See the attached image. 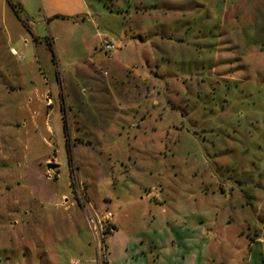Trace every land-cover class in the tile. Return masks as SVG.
I'll use <instances>...</instances> for the list:
<instances>
[{
    "label": "rangeland",
    "instance_id": "obj_1",
    "mask_svg": "<svg viewBox=\"0 0 264 264\" xmlns=\"http://www.w3.org/2000/svg\"><path fill=\"white\" fill-rule=\"evenodd\" d=\"M245 1L241 15L237 0H0V264H175L145 243L189 227L178 217L203 220L204 264H239L264 240V7L254 20ZM117 52L170 72L133 81ZM68 148L94 210L78 205ZM107 214L102 234L87 218ZM122 235L137 244L127 262ZM252 249L264 256L263 242Z\"/></svg>",
    "mask_w": 264,
    "mask_h": 264
},
{
    "label": "crops",
    "instance_id": "obj_2",
    "mask_svg": "<svg viewBox=\"0 0 264 264\" xmlns=\"http://www.w3.org/2000/svg\"><path fill=\"white\" fill-rule=\"evenodd\" d=\"M54 1H59L62 4H67L69 3L71 5L70 0H54ZM246 7V1L245 0H237L236 2V9L241 11V15L244 12H247L245 10ZM264 7V0H257V4H255L253 11H255V15H254V20L257 18V15L259 14L260 11H263ZM46 10V9H45ZM78 11H71L68 10L63 14H67V16H79L76 15ZM258 12V13H257ZM46 16H50L51 18H58L61 17L60 15H57L55 13L49 12V13H45ZM63 16V15H62ZM88 17L87 15L84 17L86 18ZM83 18V19H84ZM256 26L259 24H261V21L257 20L255 21ZM255 25V24H254ZM162 39V38H161ZM33 41H40V40H36V37H33ZM261 41V40H260ZM162 42H164V39H162ZM119 51V50H117ZM14 53V51H12ZM115 59H117L118 61H120L122 63L121 65V70L122 73L126 74L125 77L132 79L133 81L135 79H137L138 81H140L142 79V76L148 73H151V69L150 68H156L157 72L161 71L163 73L164 76H166L167 73L170 72V69H167L166 67L163 68V70L160 69L158 63H156V61L154 63H149L148 61H146V68L145 67V61H143L142 59H132V58H128L126 56L123 55V53L121 52H117ZM123 94L126 93V91L121 92ZM45 107L49 110H46L44 113V125L46 126L47 130L49 131V133H51V128L48 124V120L51 117V113H52V105L53 102H51L50 98H46L45 100ZM60 108H61V112H62V120H64L66 127H67V123H66V112H65V104H64V99L61 96L60 99ZM121 108V107H120ZM84 112V111H83ZM170 113V112H169ZM177 111H172L170 114L174 115V117H172L173 119L175 118V115L177 114ZM87 114V112H86ZM86 114L82 113L81 118H83V120L81 119V123L85 124V126H90L93 125V120L91 121V117L87 116ZM179 119H182V115L177 114L176 115ZM39 117V113L37 112V110L32 111L30 114V121L32 122V124L36 127L37 126V120ZM77 118V117H76ZM88 122V123H87ZM89 122L91 124H89ZM75 123H79L77 120H75ZM155 156V155H154ZM151 156V157H154ZM160 156V155H159ZM158 157V156H157ZM148 159H155V158H148ZM53 160V159H52ZM46 162H49V160H46ZM55 162V161H54ZM54 162H52V164H54ZM51 163V162H50ZM71 176H72V180H73V187L77 188V193H79L78 195V205H83L89 206V209L92 210L93 207L90 205V201L88 198V195L84 192H81L78 190L79 187L82 186V181L79 180L78 178H76V167L75 165H71ZM59 167H57L56 169H54L53 171L56 170V172H58ZM149 168V167H148ZM48 171V170H47ZM53 171H48V172H53ZM153 170L151 168L148 169V173L152 174ZM158 180L163 179V177H160V174L158 173ZM155 187L159 188V190H164L163 185L160 181H156L155 182ZM33 194L34 192L32 190H30V194ZM66 197L65 194H61L60 195V201L58 203H53L54 205H59L62 203L67 202L66 199H64ZM35 200V199H34ZM142 200H139L136 203V205H140L142 202ZM36 203H43L44 201L41 200H35ZM81 203V204H80ZM107 203H110V201H107ZM16 205H18V201L15 202ZM129 205V204H128ZM127 205H122V206H118V210L122 213L123 217L127 216V213L125 212V209H127ZM152 209V208H151ZM94 210V209H93ZM163 212V210H162ZM176 215V214H175ZM178 215V214H177ZM148 217L152 218V220H155V215L154 213L151 212L150 208L147 214ZM92 217H96L98 218L96 213L92 214ZM105 216H102L101 218H104ZM112 218V217H111ZM184 218H186L184 216ZM91 224V222H93L90 218H87ZM175 219V218H174ZM181 218L178 217V220H175L177 222H179V224H181L180 222H183V224H189V227H176L174 230L170 231L169 236H165V234L162 233V235L160 234V231L156 230L153 232H147V233H153L151 236L147 237L146 241V251L148 253H150L151 255L153 254L152 252H155V257L156 260L158 261L159 258L162 257V255H167V256H175L174 262L175 264H204L203 262L200 261L201 258H204L206 254L205 249H204V240H206V238H208V234H207V230H203L200 227H198L197 225L195 226V224H193V222H202L203 220L201 219H195V221H186L187 219H185V221H179ZM108 221V220H107ZM174 221V222H175ZM110 222V228H109V233H110V237H114L115 234H117L119 232V230L116 228V225L114 223V221H111V219L109 220ZM194 225V226H192ZM206 231V233H205ZM122 243L119 246L120 251L122 253V255L125 257L129 256V252L134 251L137 248V244H135L134 240H132L131 237H129L128 235H122ZM138 245L141 246V249L138 248L137 252V256H143L146 257L147 252H145L143 250L142 244L144 243V241L142 239L138 240ZM262 242L264 243V240L260 237H256L254 239H252L250 241L249 244V249L247 251V253H245L243 256H241L240 258V254H238L237 256L238 258V262L239 264H264V256L261 253L260 250L254 251L252 248L255 247L256 244H262ZM136 246V247H135ZM163 255V256H164ZM130 259H132V256H130ZM125 261H128V258H125ZM110 261H108V259H106L105 264H110Z\"/></svg>",
    "mask_w": 264,
    "mask_h": 264
},
{
    "label": "built area",
    "instance_id": "obj_3",
    "mask_svg": "<svg viewBox=\"0 0 264 264\" xmlns=\"http://www.w3.org/2000/svg\"><path fill=\"white\" fill-rule=\"evenodd\" d=\"M102 47H103L104 51H106V52H112V51H115L116 50V45L111 40H108L106 38L102 42ZM108 217H109V214H107L104 218H102L101 220H99L96 223L91 222V225L94 224L96 226V228L98 227V230L102 233L103 230H104V228L105 229L107 228L105 225H106V222L108 220ZM101 239H102V237H101ZM100 244L101 245L99 246V249H100V251H103L102 250V243H101V241H100Z\"/></svg>",
    "mask_w": 264,
    "mask_h": 264
},
{
    "label": "trees",
    "instance_id": "obj_4",
    "mask_svg": "<svg viewBox=\"0 0 264 264\" xmlns=\"http://www.w3.org/2000/svg\"><path fill=\"white\" fill-rule=\"evenodd\" d=\"M14 10H15V13H18L17 12V10L14 8ZM63 129H64V134H65V136L67 137V127H66V124H65V122L63 123ZM68 152H69V163L71 164V156H70V150H69V148H68ZM105 263V262H104Z\"/></svg>",
    "mask_w": 264,
    "mask_h": 264
},
{
    "label": "water",
    "instance_id": "obj_5",
    "mask_svg": "<svg viewBox=\"0 0 264 264\" xmlns=\"http://www.w3.org/2000/svg\"><path fill=\"white\" fill-rule=\"evenodd\" d=\"M57 167H58L57 165L52 164V163H48V164L46 165V169H47L48 171H53V170L56 169Z\"/></svg>",
    "mask_w": 264,
    "mask_h": 264
}]
</instances>
